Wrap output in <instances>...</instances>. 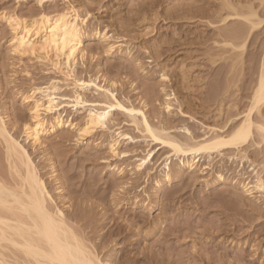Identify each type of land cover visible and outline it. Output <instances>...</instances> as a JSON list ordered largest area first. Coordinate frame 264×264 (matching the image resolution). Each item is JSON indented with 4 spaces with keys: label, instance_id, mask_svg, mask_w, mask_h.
I'll list each match as a JSON object with an SVG mask.
<instances>
[{
    "label": "rangeland",
    "instance_id": "obj_1",
    "mask_svg": "<svg viewBox=\"0 0 264 264\" xmlns=\"http://www.w3.org/2000/svg\"><path fill=\"white\" fill-rule=\"evenodd\" d=\"M69 1L79 8L83 15L89 12L87 34H93L92 31L96 28L102 31L107 29L115 37H123L124 42L120 52L106 54L103 51V42L85 38L84 44L92 53L90 52L84 62L78 63L77 74L87 77L94 76L99 71V76L103 74L107 79L119 82L118 96L128 98L134 104L143 98L148 105L146 111L154 123L162 121L173 128L187 125L194 133L201 135V124L222 127L229 120L234 123L235 115L246 109L247 98L251 92L249 88L251 89L255 81L253 79L256 78L255 73L263 57L264 24L248 37L246 49L242 52L243 61L230 67L231 62L227 54L230 47L223 44L230 42V37L224 33L225 26L218 23L219 17L215 15L221 0ZM232 2L241 4L242 7L248 2H253L255 7L260 5L257 8L264 19V0ZM240 6L239 10L242 8ZM64 8L66 4L60 1L57 7L51 6L48 12ZM38 10L35 0H0V14L15 12L28 17L38 13ZM210 21L216 23L215 26H210ZM233 24L235 25V22L231 21L226 27ZM10 37V30L0 20V108L6 113L8 120L17 124V133L29 149L30 144L24 141L25 138L21 134V125L29 120L30 114L28 108L21 104L18 92H27L33 85L44 84L55 75L47 74L45 67L33 60L14 57L10 52ZM242 39L244 40H230L238 45V41ZM137 60L140 63L139 68L135 64ZM162 74L167 76V81L161 80ZM227 78L235 79L230 83L231 79ZM102 79L101 77V85L104 84ZM163 87L166 93L173 92L177 98L178 103H174V110L170 114L164 112L161 105L164 99V93L161 91ZM86 96L89 99L94 97L91 92H87ZM179 107L198 123L182 118L178 112ZM219 109L222 110L221 118L217 115ZM81 117L82 115H77L76 120L81 121ZM116 119L122 124L123 132L143 140L137 130L124 124L127 121L124 116H118ZM65 134V140L61 139V132L48 137L47 153L54 158L58 176L62 179L64 177L67 200L79 201L77 197L82 191L84 195L88 194L85 197L81 194V203H85L84 205L88 204L86 201L89 199L93 202L98 199L100 206L96 203L93 205L96 206L95 216L99 219H90L96 221L92 223V227L97 226V223L100 226L95 227L99 230L94 244L100 242L99 237L103 235L104 230L113 231L117 236L121 234L120 238L108 236L110 241L107 238L108 242L98 247L100 254L103 252V259L109 258L113 261L121 256V248H126L127 251L123 254L125 259L122 257L120 260L125 262L128 259L129 264H264V199L258 203L246 196L239 184L254 180L255 175L250 170L252 167L249 163L242 169L238 166L237 159L231 163L228 159L222 160L214 156V161H210L214 164L211 166L213 170H208L206 176L189 175L186 172L182 180L174 178L169 183L170 187L163 182L159 189L154 188L156 186H153L151 180L149 182L153 185L146 183L144 178L134 181L135 176L128 173V168L122 180L113 174L108 165L116 161L110 158L106 149L109 139L107 133L85 138L82 143H76L70 130ZM131 147L129 149L133 148ZM125 148L126 145H123L122 149ZM136 148L140 156L150 149L146 142L133 149ZM29 151L33 153L31 148ZM253 153L249 152V158L257 164V169L264 178V156ZM34 158L36 164L40 165L42 174H46L48 169L45 168L46 164L40 154L35 153ZM206 160H202L201 164H208ZM0 169H6L1 148ZM217 172L225 177L224 183L217 182ZM114 179H119L115 184V193L112 190L109 195L112 192L117 200L121 198V193L117 190L119 184L131 180L136 189L134 188V192L128 196L133 197L138 193L140 195L142 192L138 190L146 187L150 195L154 196L153 212L149 213L144 208L138 209L132 205V200L118 209L121 210L120 216L113 211L115 204L111 207V203L106 202L107 205L103 206L100 198L104 194L107 195L108 192L105 193L104 190ZM233 181H237V184L234 185ZM207 183L210 185L207 186ZM90 188L93 193L88 197ZM140 196L143 197V194ZM104 211L109 212L108 215L105 214L108 221L101 219L104 217ZM113 213L117 215L115 220L109 219L111 216L115 217ZM135 215L140 216L139 219L137 217L138 220L134 218ZM134 221L139 225L134 226ZM118 230L122 233L124 230L125 234L122 236ZM87 231L90 232L91 229ZM93 231L89 236H95ZM121 239H128L125 242H129V245L123 244Z\"/></svg>",
    "mask_w": 264,
    "mask_h": 264
},
{
    "label": "bare ground",
    "instance_id": "obj_2",
    "mask_svg": "<svg viewBox=\"0 0 264 264\" xmlns=\"http://www.w3.org/2000/svg\"><path fill=\"white\" fill-rule=\"evenodd\" d=\"M35 1L39 7L38 13L28 17L15 12L1 13L0 20L11 33L9 40L11 54L19 59L33 60L43 65L47 74L55 75L44 84L33 85L27 92H18L21 104L28 108L30 114L29 120L21 125V134L25 138L24 141L30 144L33 153L40 154L48 171L46 174H42L40 165L35 162L34 154L30 153V148L28 149L23 144V139L17 133V124L8 120V116L0 108V148L3 150L6 167L5 170L0 169V264H38L37 254H52L54 249L62 250L74 261L88 259L92 260L94 264H129L130 262L128 259L125 262L120 260L126 248H121V256L115 260L112 259L113 261L108 257L107 260L103 259L101 257L103 252L100 254L98 251V247L104 245L108 236L116 237L117 233L104 230L105 234L103 233L99 237L100 242L97 245L94 244L97 238L96 233L99 230L96 228L99 223L97 226H94V223V227H92L95 220L90 219H99L96 217L97 213L95 214L96 209L93 205L100 204L98 199L95 202L89 199L86 201L88 204L84 205L85 203H81L83 202L82 195H84V191H82V195L79 194L80 196L77 197L79 201L67 200L64 177L62 179L58 176L54 158L47 153L48 137L58 132L63 133L61 139L65 140L67 138L65 133L70 130L74 134L76 143H82L88 137L107 133L109 139L106 149L110 158L116 161L114 164L108 165L113 174L122 180L128 168V173L135 176L134 181L144 178L146 183L152 184L151 182H153L154 185H152L156 186L154 188L159 189L163 182L170 187L169 183L174 178L182 180L186 176V172L189 175L206 176L208 170H213L211 166L214 164L212 165L210 161H214V156L215 158L220 157L222 160L228 159L227 161L230 160L231 163L237 159L238 166H241L242 169L246 163H249L252 167L250 170L255 175L254 180L239 184L246 196L253 198L258 203L262 202L264 199V178L257 169V164L249 158L248 154L252 151L264 156V131H262L264 129V52L260 66L255 73L256 78L253 79L255 81L251 85L252 87L250 86L251 89L249 88L251 92L250 95L248 94L246 109L235 115L234 123L229 120L222 127L201 124L202 134L198 135L187 125L173 128L162 121L154 123L146 111L148 105L143 98H140L137 104L128 98H120L117 93L119 82L107 79L103 74L99 76V71L94 76L78 75L76 72L78 63L84 62L90 52L92 53V50L84 44L85 38L100 40L104 43L103 51L106 54H112L120 52L124 46L123 37H115L107 29L102 31L97 28L92 31L93 34H87L89 12L83 15L79 8L69 0ZM60 1L66 4V8L48 12L51 6L57 7ZM240 5L234 4L232 0H221L215 14L219 17L218 23L225 27L231 21L235 22V25L223 27L224 33L230 39L244 38L242 41L239 40L241 43L237 40V44L240 43L239 46L235 45L236 42L232 43L233 40L230 39H228L230 42L223 43L230 47L227 51L231 62V64L229 63L230 67L243 61L242 52L246 49L248 37L264 24L263 15L257 8L260 5L255 7L253 2L243 4V7ZM239 6L242 7L241 12H239ZM215 24L209 22L210 26H215ZM93 55L95 56V54ZM135 64L138 68L140 67L138 60ZM101 77L103 85L100 84ZM227 79H231L229 81L231 83L233 78ZM161 80L167 81V76L162 74ZM161 91L164 93L161 105H163L164 112L170 114L174 110L173 105L177 102V98L173 92L166 93L164 87ZM87 92H91L94 97L89 99L86 96ZM180 109L179 107L178 112L182 118L198 123L192 116ZM77 115H82L81 121L76 120ZM217 115L220 117L222 110L219 109ZM118 116H124L127 120L124 124L137 130L143 140L123 132L122 124L118 123L116 119ZM233 137H240V139L233 141ZM143 142H146L150 149L145 155L140 156L139 150L133 148ZM123 145H126L125 149H122ZM130 146L133 147H131L133 150L129 149ZM206 159L209 163L201 164V161ZM129 160L132 162L130 161V163ZM125 161L129 163L127 162V164ZM124 164L126 165L124 166ZM216 178L217 182L221 183L226 180L218 172ZM114 180L104 190L105 193L108 192L107 195L99 197L102 204L104 203L103 206L107 205L106 202L111 203V207H113L112 204H115L113 211L120 216L122 215L120 214L121 210L118 209L129 204L132 200V205L138 209L144 208L149 213L153 212L155 207L152 205V197L154 196L150 195L146 187L138 190L142 192L143 197L140 196L141 193L132 197L128 194L134 192L133 189L136 186L131 180L121 182L123 184H119V189H117L121 193H119L121 198L117 200L113 193H115V186H117L115 184L119 179ZM150 180L151 182H149ZM232 183L236 185L237 181ZM209 185L210 183H207V186ZM90 189L88 197L91 196L92 188ZM112 190L114 192L109 195ZM127 196L130 198L127 199ZM107 213L104 211L102 214L104 217L101 219H105ZM106 217L108 221V216ZM137 217L139 219L140 216L135 215L134 218L137 219ZM141 217H143L142 214ZM114 218H117V215L109 217V219ZM49 220L52 223H48ZM111 222L112 220H110ZM134 222V226L139 225L138 222ZM114 223L117 225L116 222ZM87 229H91V231L89 232ZM92 231L95 236L91 237L89 233L92 234ZM118 231L122 233L121 230ZM123 233L125 234L124 230ZM120 236L121 234L117 237L120 238ZM121 240L123 244L129 243L125 242V239ZM123 246L125 247V245ZM123 258L125 259V257ZM41 264H46V262L41 259Z\"/></svg>",
    "mask_w": 264,
    "mask_h": 264
},
{
    "label": "snow or ice",
    "instance_id": "obj_3",
    "mask_svg": "<svg viewBox=\"0 0 264 264\" xmlns=\"http://www.w3.org/2000/svg\"><path fill=\"white\" fill-rule=\"evenodd\" d=\"M264 131V129H262ZM240 137H233V141H237ZM48 223H52L51 220ZM38 264H41V259L46 262V264H94L92 260H80L74 261L69 258L68 254H65L62 250L54 249L52 254L44 255V254H37L36 256Z\"/></svg>",
    "mask_w": 264,
    "mask_h": 264
}]
</instances>
